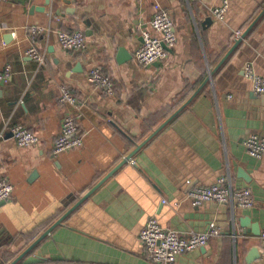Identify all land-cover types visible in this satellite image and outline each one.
Here are the masks:
<instances>
[{
    "label": "crops",
    "instance_id": "obj_1",
    "mask_svg": "<svg viewBox=\"0 0 264 264\" xmlns=\"http://www.w3.org/2000/svg\"><path fill=\"white\" fill-rule=\"evenodd\" d=\"M156 2L170 14L177 42L165 60L141 67L133 53L143 29L158 36L148 25ZM220 4L0 0V72L11 71L0 91V178L13 186L0 203V258L21 256L84 198L16 264L32 256L43 258L35 264H155L139 242L150 218L185 237L211 222L220 229L173 264H264V156L243 146L248 135L264 136V93L244 73L251 63L264 78V0H231L217 21L209 9ZM37 26L45 31L32 37ZM73 30L86 37L85 51L60 47L56 32ZM237 31L246 34L232 50ZM30 47L42 64L26 54ZM95 66L112 79L114 96L91 86ZM60 86L75 106L59 101ZM69 114L82 146L54 155ZM16 125L37 135V145L19 147L10 133ZM220 178L250 189L253 207L192 206L189 191Z\"/></svg>",
    "mask_w": 264,
    "mask_h": 264
},
{
    "label": "built area",
    "instance_id": "obj_2",
    "mask_svg": "<svg viewBox=\"0 0 264 264\" xmlns=\"http://www.w3.org/2000/svg\"><path fill=\"white\" fill-rule=\"evenodd\" d=\"M231 0H221V4L209 9L210 14L217 21L224 19L225 13ZM154 15L150 19L149 27L158 34L152 35L147 29L141 32L143 41L133 53L134 61L141 67H148L165 60L170 50L177 42L174 32L173 21L165 9L159 3H154ZM45 30L40 27H32L31 36L40 35ZM57 40L60 47L67 51L81 52L87 48V40L83 32L73 30L72 32L57 31ZM235 41L240 39L241 32L234 33ZM26 54L39 64L43 63V56L34 47H30ZM244 73L251 81L253 91L256 94L264 93V78L254 73L251 63L244 65ZM11 71L5 68L0 72V91L2 84L10 78ZM88 81L91 86L111 97L115 94L114 83L100 67H92L88 70ZM59 101L65 104L76 105L75 99L63 86L59 87ZM14 141L19 147H30L37 145L39 138L23 125H16L10 131ZM82 146V136L79 134L74 116L66 115L62 121L58 137L52 144V153L61 154L70 150L78 149ZM243 146L248 154L255 159L264 156V136L258 134L248 135L243 140ZM13 193V186L6 178H0V203L9 200ZM188 198L192 206L199 207L205 202H215L223 205H230L242 210H249L254 205V200L250 189L232 188L224 178H220L216 183L209 186L193 187ZM220 235V229L214 222L208 225L206 231L192 233L190 236H182L178 231L171 228L161 227L157 220L150 218L139 234V242L144 256L155 264H173L178 256L193 251L194 249L205 247L208 242ZM264 250V232L260 236Z\"/></svg>",
    "mask_w": 264,
    "mask_h": 264
},
{
    "label": "water",
    "instance_id": "obj_3",
    "mask_svg": "<svg viewBox=\"0 0 264 264\" xmlns=\"http://www.w3.org/2000/svg\"><path fill=\"white\" fill-rule=\"evenodd\" d=\"M245 34L246 33H244V34H242V36L240 37V39H238V40H236L235 41V45L233 46V48H232V50L240 43V41L242 40V38L245 36ZM190 101V100H189ZM189 101L187 102V103H189ZM186 103V104H187ZM185 104V105H186ZM185 105H183L179 110H177L174 114H173V116L171 117V118H169V120H171L180 110H182L184 107H185ZM168 120V121H169ZM167 121V122H168ZM165 124H162V126L161 127H163ZM160 127V128H161ZM145 144V142L144 143H142L141 144V146L142 145H144ZM141 146H137V149L138 148H140ZM134 153V152H133ZM132 156V154L130 155V156H128L129 158ZM124 163L123 162H121L118 166H117V168L116 169H118L119 167H121L122 165H123ZM115 169V170H116ZM114 170V171H115ZM113 171V172H114ZM113 172H110L105 178H103L90 192H89V194L91 193V192H93L100 184H102ZM88 194V195H89ZM85 197H87V196H85ZM84 200V198H81L80 200H79V202L77 203V204H75L69 211H67L66 213H65V215L62 217V218H60L54 225H52L49 229H47L45 232H44V234L37 240V241H35V243L33 244V246H31L27 251H25L21 256H18V257H16L13 261H11L10 263L8 262V259H2V258H0V264H7V263H9V264H16L18 261H20L21 260V258H23V256H25L27 253H29L30 252V250L42 239V238H44L47 234H49L51 231H52V229L56 226V225H58L74 208H76L82 201ZM243 223H244V225L245 226H247V223H248V220L247 219H245L244 221H243ZM43 260V258H40V257H36V256H32V257H28L24 262H23V264H35V263H41V262H43L42 261Z\"/></svg>",
    "mask_w": 264,
    "mask_h": 264
}]
</instances>
